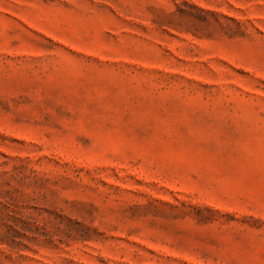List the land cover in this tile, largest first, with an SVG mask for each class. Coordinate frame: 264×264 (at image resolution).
<instances>
[{
    "label": "rangeland",
    "instance_id": "rangeland-1",
    "mask_svg": "<svg viewBox=\"0 0 264 264\" xmlns=\"http://www.w3.org/2000/svg\"><path fill=\"white\" fill-rule=\"evenodd\" d=\"M0 264H264V0H0Z\"/></svg>",
    "mask_w": 264,
    "mask_h": 264
}]
</instances>
